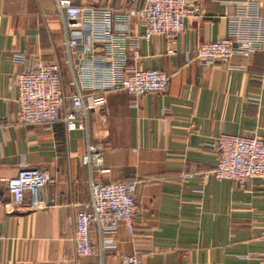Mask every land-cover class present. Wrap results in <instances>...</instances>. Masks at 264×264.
<instances>
[{"label":"crops","instance_id":"0c3cea01","mask_svg":"<svg viewBox=\"0 0 264 264\" xmlns=\"http://www.w3.org/2000/svg\"><path fill=\"white\" fill-rule=\"evenodd\" d=\"M146 0H0V264H264V180L245 185L217 181L220 134L264 140V48L231 65L200 64L193 51L238 34L264 40V0H189L198 13L176 38L144 37V28L118 16ZM63 4L80 6L113 33L124 35L117 54H139L128 65L166 73L164 93L107 94V104L89 113L87 130L69 132L64 122L24 126L17 122L16 76L40 59L62 66L67 93L84 61L103 56V46L76 32L80 48L69 51ZM234 38V36H232ZM24 56L21 63L13 56ZM86 103L89 99L86 98ZM90 144L103 146L107 174L84 165ZM24 167L44 170L47 208L15 207L6 182ZM191 176V178H186ZM138 183L141 213L133 232L91 229L97 253L75 251L76 212L92 200L91 184Z\"/></svg>","mask_w":264,"mask_h":264},{"label":"built area","instance_id":"2783aa9c","mask_svg":"<svg viewBox=\"0 0 264 264\" xmlns=\"http://www.w3.org/2000/svg\"><path fill=\"white\" fill-rule=\"evenodd\" d=\"M66 29L72 33L67 43L69 51L81 46L79 36L87 33L94 43L103 46L104 54L79 66L75 86L77 92L69 94L64 89L62 66L59 63H44L38 59L33 68L19 73L15 78L18 88L17 122L24 126L53 125L64 122L69 132L87 130L89 113L101 110L107 104V94L113 90H126L133 96L150 93H164L170 78L161 70H141L130 67V53L137 56L139 46L132 39L130 52L117 54V46L124 41V35L113 33L107 19L96 17L86 8L63 4ZM198 10L189 0H146L142 7H133L121 16L129 25L133 20L144 28V37L155 35L176 38L185 30V22L195 16ZM231 36L222 40L204 43L194 51L192 61L202 65L221 63L231 65L236 55L246 58L263 50L264 40L238 34L231 30ZM234 36V38L232 37ZM24 56L15 54L13 61L21 63ZM86 98L89 102L86 103ZM218 151L216 168L209 174L217 181L230 180L245 185L254 180H264V140L258 136L220 134L212 143ZM103 146L90 144L83 156L84 165L107 174L104 167ZM191 178V176H186ZM46 171L24 167L18 175L6 182L15 207L25 204L26 194H31L29 208L33 211L47 208L44 190L49 183ZM138 183L116 182L91 184L92 200L76 212L74 244L79 256L97 253L91 240V229L97 227L101 234H115L121 224L128 232L134 229V220L141 213L137 196ZM124 264H141L135 256L128 257Z\"/></svg>","mask_w":264,"mask_h":264}]
</instances>
